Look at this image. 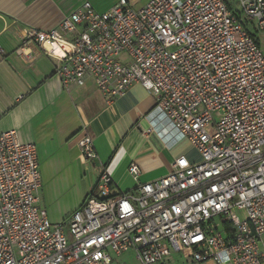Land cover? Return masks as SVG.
Wrapping results in <instances>:
<instances>
[{
	"label": "built area",
	"instance_id": "2783aa9c",
	"mask_svg": "<svg viewBox=\"0 0 264 264\" xmlns=\"http://www.w3.org/2000/svg\"><path fill=\"white\" fill-rule=\"evenodd\" d=\"M119 0L99 13L84 2L28 45L57 61L63 90L92 80L107 106L141 86L198 161L179 156L162 178L111 193L101 171L95 195L61 223L37 206V148L0 134V264H264V0ZM251 34H255L253 37ZM4 52L0 48V54ZM29 57V55H25ZM215 116L219 118L217 121ZM81 157L96 158L92 139Z\"/></svg>",
	"mask_w": 264,
	"mask_h": 264
},
{
	"label": "crops",
	"instance_id": "0c3cea01",
	"mask_svg": "<svg viewBox=\"0 0 264 264\" xmlns=\"http://www.w3.org/2000/svg\"><path fill=\"white\" fill-rule=\"evenodd\" d=\"M118 1L0 0V134L15 131L22 143L35 144L42 178L37 206L54 224L83 205L101 171L111 179L112 194H126L136 186L131 164L140 169L138 181L146 183L166 176L179 156L199 159L141 86L107 106L89 78L83 87L63 90L57 61L36 46L16 53L27 31L56 28L84 2L103 13ZM137 1L142 7L147 2L127 0L133 9ZM85 137L92 139L94 160L80 155L78 143ZM165 264L192 263L176 255Z\"/></svg>",
	"mask_w": 264,
	"mask_h": 264
},
{
	"label": "rangeland",
	"instance_id": "374dc122",
	"mask_svg": "<svg viewBox=\"0 0 264 264\" xmlns=\"http://www.w3.org/2000/svg\"><path fill=\"white\" fill-rule=\"evenodd\" d=\"M229 5L232 6V8H236L235 6V2L234 0H226ZM134 10H139L142 8V1H137L136 4H133ZM259 40H260V49L262 51V53L264 54V36L260 35L259 36ZM215 119L218 121L219 118L217 116H215ZM66 220V219H65ZM179 254H176L174 252H171V257L176 256ZM111 264H138V262L136 261V257H135V253L133 251H129L128 253H125L119 257H114L112 255V262Z\"/></svg>",
	"mask_w": 264,
	"mask_h": 264
},
{
	"label": "trees",
	"instance_id": "16d2710c",
	"mask_svg": "<svg viewBox=\"0 0 264 264\" xmlns=\"http://www.w3.org/2000/svg\"><path fill=\"white\" fill-rule=\"evenodd\" d=\"M253 37H255V34H251ZM256 38V37H255ZM95 195V189L93 190V192L90 194V196L89 197H92V196H94ZM89 197H87V198H89Z\"/></svg>",
	"mask_w": 264,
	"mask_h": 264
}]
</instances>
